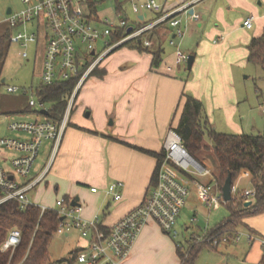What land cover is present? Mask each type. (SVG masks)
<instances>
[{
    "label": "crops",
    "instance_id": "obj_1",
    "mask_svg": "<svg viewBox=\"0 0 264 264\" xmlns=\"http://www.w3.org/2000/svg\"><path fill=\"white\" fill-rule=\"evenodd\" d=\"M191 1L181 0L166 9L182 7ZM194 12L200 16V21H194L190 14L180 16L185 33L183 38H177L175 30L167 25L150 34L160 38L163 49L162 63L158 68L153 67L154 56L151 53L131 46L115 49L107 55L128 49L121 55L119 53L104 69L106 75L100 78L103 82L91 93L93 101L84 99L80 113L73 122L70 120L57 157L41 185L45 184V190H48L49 183H52L49 191L61 192L72 202L78 199L84 219L98 217L104 227L110 228L144 203L152 187L157 159L127 144L162 152L168 130L180 122L183 93H189L203 103L208 121L218 133L229 134L221 132L222 129L234 127L235 135L246 134L242 128V120L247 116L242 113L244 95L239 74L253 66L248 62V46L252 39L264 32V0H200L194 6ZM250 17L254 18L253 26L247 29L244 22ZM5 25L0 37L10 30L8 18ZM167 39L174 40L175 45L171 46L169 42L165 48ZM152 42L150 49L158 48L155 40ZM42 43L36 46L38 50L42 49L44 61L46 43ZM178 50L195 57L190 75H186L188 66L177 63ZM83 86L77 94L74 109ZM261 109L264 113L263 105ZM83 115L92 121L84 120ZM206 144L211 145L207 141ZM202 161L211 169L213 176L219 174L212 151L203 153ZM46 163L35 170L34 176ZM50 174L53 176L48 179ZM251 178L248 171H243L234 187L237 191L252 189ZM200 182L210 183L211 178L205 177ZM114 183L124 185L118 189L123 195L119 202H115L108 193L109 186ZM93 188L97 189L96 193L91 191ZM191 188L194 193H190L181 215L189 209L193 217L184 222L180 215L178 220V230L181 219L186 232L199 221L198 217L209 221L211 212L222 206L208 209L199 199L196 185L192 182ZM193 218L197 219L195 223L191 221ZM256 220L263 224L264 214L245 222ZM247 226L257 237L264 239V225L254 223ZM72 232L57 238H62V244H70ZM196 232L190 236L198 235ZM79 238L70 253L55 263L78 264L74 253L89 243L81 235ZM250 247L257 253L263 251L259 241ZM259 261L264 263V256ZM125 264H180L177 243L158 224L151 222L141 232Z\"/></svg>",
    "mask_w": 264,
    "mask_h": 264
},
{
    "label": "built area",
    "instance_id": "obj_2",
    "mask_svg": "<svg viewBox=\"0 0 264 264\" xmlns=\"http://www.w3.org/2000/svg\"><path fill=\"white\" fill-rule=\"evenodd\" d=\"M118 1L131 5L132 12L138 17L131 22L133 24L124 18L121 11L117 12V20L101 17L91 19V4L98 3L99 0H22L25 8L20 12H13L8 18L11 31L21 26L34 23L37 25L36 31L32 33H12L11 44L26 48L31 44L38 46L40 42L46 43L41 86L49 87L73 79H76L77 83L60 121L45 117L41 113L42 110H46L45 106L40 101L38 104L30 99V109L39 106L40 114L45 118L30 121L11 120L8 123V130L17 133L18 136L0 138V206L16 202L22 211L34 206L41 210V216L48 210L55 211L59 217L56 236L78 231L82 238L89 240L88 245L77 256L78 264H125L141 232L151 222L158 224L163 232L174 240L179 239L178 220L191 193L190 182L196 185L198 197L208 209H215L225 203L211 169L188 152L181 136L174 128L167 132L164 143L165 157L158 168L156 183L151 187L144 203L113 225L109 233L102 229L103 225L98 217L93 220L84 219L81 215L82 206H72V201L65 197L57 199L54 208L36 205L29 200V194L44 182L57 157L70 124L78 92L107 55L128 42H139L146 48L152 47L153 42L145 36L163 25L173 28L177 38H183L185 33L181 15L190 14L194 21H200V16L194 12V6L200 0H193L171 10H167L166 6H162L156 0ZM149 12L155 15L151 21L147 17ZM253 19L248 18L244 22V27L252 29ZM129 28H132L131 33L127 32ZM122 29L126 31V36L114 44L105 41L107 49L97 55L96 44L111 39L112 35ZM170 45L174 46L175 41L171 40ZM176 55L177 63L187 67L190 55L181 50H178ZM22 56L27 58L28 53L24 51ZM20 90L17 87L7 88L11 94H16ZM27 93L28 90L24 89L23 94ZM45 142L51 144L48 162L30 179L40 149ZM17 176L23 181H17ZM205 177H210L211 182L201 183L200 180ZM123 187V183L109 186L108 193L115 202L122 200L123 195L118 189ZM91 191L96 193L97 189L93 188ZM236 191L234 187L233 192ZM241 198L244 204L252 202L253 205L255 190H244ZM191 221L195 223L197 219L193 218ZM240 240L238 233L234 236L221 237L206 231L202 236L191 237L186 246L177 242V248L187 250L188 244H193L194 241L195 244L219 249ZM247 240L250 245L259 241L264 252V239L249 233ZM21 243L22 232L13 229L1 247V252L15 251Z\"/></svg>",
    "mask_w": 264,
    "mask_h": 264
},
{
    "label": "trees",
    "instance_id": "obj_3",
    "mask_svg": "<svg viewBox=\"0 0 264 264\" xmlns=\"http://www.w3.org/2000/svg\"><path fill=\"white\" fill-rule=\"evenodd\" d=\"M116 1L118 3V11L123 13L122 5L124 4L119 3L118 0ZM96 7L97 3L91 4V19L99 18ZM12 33L9 30L0 37V61L5 59L7 50L11 45L10 38ZM125 36L126 31L124 29L118 31L112 35L110 44L118 42ZM150 40L155 39L150 36ZM155 42L158 44L156 49L146 48L139 42H128L117 49L131 46L141 51L149 52L154 56L153 67L158 68L162 63L163 49L161 48L160 38H157ZM248 51V62L264 69V32L260 37L252 39L248 46ZM99 68L100 65L93 71L91 76L96 75L98 78H103L106 75V71ZM76 83L77 80L73 79L49 87L40 86L36 90L39 101L44 106L46 104L51 105L47 118L53 121L62 119ZM182 99L184 100V106L180 122L177 127L172 128L181 136L184 147L196 160L203 162V153L207 151L213 152L219 171V174L214 177L221 191L229 173L232 174L233 188L243 171H248L252 176L251 185L252 189L255 190L254 204L250 207H245L241 198L243 191L233 192V199L228 203H224L229 210L228 217L218 224L212 233L221 237L225 235L234 236L238 233L240 226L244 225L250 233L254 234L245 221L264 214V132L237 135L218 133L209 123L204 105L200 100L186 92L183 93ZM28 109H30L29 106ZM206 138L211 141V145L206 144ZM127 146L157 159V168L151 182V186H153L156 183L158 168L165 157L164 150L156 153L134 145L127 144ZM65 198L71 201L69 197ZM58 225L59 217L53 210H48L41 216V210L34 206L22 211L16 202L1 205L0 264H54L51 256V246L55 239ZM111 228L102 226L106 233H109ZM13 229H19L22 232V243L15 251L9 250L3 253L1 252V247ZM204 248H210L216 252L219 250L203 244H188L187 250L177 248L180 264H195ZM79 252L74 253L76 260Z\"/></svg>",
    "mask_w": 264,
    "mask_h": 264
},
{
    "label": "rangeland",
    "instance_id": "obj_4",
    "mask_svg": "<svg viewBox=\"0 0 264 264\" xmlns=\"http://www.w3.org/2000/svg\"><path fill=\"white\" fill-rule=\"evenodd\" d=\"M146 1V0H142ZM162 6L169 7L178 3L181 0H156ZM122 3V1H119ZM124 17L130 21H135L137 15L132 12V7L129 4L122 3ZM25 8L22 0H0V32L5 28L6 19L9 18L8 10L12 9L14 12H20ZM97 15L102 19H115L117 20L118 12V3L116 0H99L96 7ZM145 13V11H143ZM155 18L153 13H148V20L151 21ZM168 26V25H167ZM166 26V27H167ZM169 28V27H168ZM36 31V23L27 26H21L17 30H14L13 33L17 34L19 32L32 33ZM150 34H147L145 38H150ZM153 38H157L153 34ZM105 41L111 43L110 39L99 41L96 44L97 55L104 53L107 49L105 46ZM170 40L167 39L164 43V47L167 48ZM43 44V43H42ZM127 48H123L119 51L114 52L109 57H106L100 65L101 70L109 67V64L123 51ZM26 51L28 53V58H24L22 53ZM128 51V49L126 50ZM43 51L40 48L37 49L36 45H29L24 48L18 44H11L7 50L5 59L0 61V138L7 137H17V133L10 132L8 130V123L11 120H21V121H30L45 118L40 114L41 108L36 106L34 108L28 109L29 100H34L39 104V98L36 94V90L42 85V67H43ZM239 80L241 84V90L244 95V101L242 103V113L243 116H247L246 120H242V128L246 134H258L264 132V113L262 112V105L264 106V69L257 66H249L244 71L240 72ZM190 75V71H186V75ZM103 81L98 78L96 75L89 77L85 85L83 86L81 93L78 97L76 107L74 112L71 114V120L73 122L75 116L80 113L81 108L84 106V99H87L89 102L93 101L94 96H91V93L94 89L99 86ZM8 87H17L21 89L16 94H11L7 91ZM28 90L27 95L23 94V90ZM28 109V110H27ZM46 110L51 109L50 104H46ZM18 112V113H17ZM21 112V113H19ZM84 120L87 119L85 115L82 116ZM108 124H111V120L108 121ZM225 133H233L236 131L234 127H225L222 129ZM234 134V133H233ZM206 141L211 143L208 138ZM51 145L49 142H45L41 149L39 157L34 165V171L30 177L33 178L35 170L48 162L49 152ZM11 155V153H9ZM204 163V162H203ZM206 164V163H205ZM207 165V164H206ZM208 166V165H207ZM53 175L50 174L48 179H51ZM17 181L22 182L19 176H17ZM52 183H49L48 190H45V184L39 186L36 190L32 191L29 194V200L36 205H45L49 208L55 206V202L59 198L65 197L63 193H57L55 191H49L51 189ZM193 188V187H192ZM191 188V193L194 191ZM188 202V200H187ZM192 211L185 209L181 215V219L188 220L192 216ZM229 215V210L225 205H222L219 210H214L211 212V217L209 221L203 220V218L198 217L199 221L195 224H192L190 231H185L181 225V219L179 221V230L180 237L177 240H173L177 243L180 242L187 245L190 236L193 232L198 233L195 236H202L206 231H211L216 228L225 218ZM255 225H264L256 221H248L249 226ZM249 230L246 226H240L238 234L241 237L240 242L224 245L219 248L216 252L210 248H204L199 254L195 264H259V260H263L264 253L259 249L256 252L253 248L250 247V244L247 240ZM79 233L73 231L71 236V243L62 244V238L55 237L52 246H51V256L52 261L55 263L60 259L64 258L70 251L76 246V243L79 241ZM195 244L194 241H192ZM81 244H83L81 242ZM192 245V244H191ZM251 252V253H250ZM253 252V253H252ZM58 264V263H55Z\"/></svg>",
    "mask_w": 264,
    "mask_h": 264
},
{
    "label": "water",
    "instance_id": "obj_5",
    "mask_svg": "<svg viewBox=\"0 0 264 264\" xmlns=\"http://www.w3.org/2000/svg\"><path fill=\"white\" fill-rule=\"evenodd\" d=\"M12 13V9L8 10V15H10ZM191 13H193V11H191ZM132 28L128 29V33H131ZM195 61V57L194 56H189V60H188V70L190 71L193 67ZM41 113L43 115L48 116L49 113L47 110H42ZM222 194H223V198H224V202L228 203L233 199V181H232V174L229 173L223 187H222ZM78 199H76L75 201L72 202V206H78L77 203ZM245 207H250L252 206V202H247L244 204Z\"/></svg>",
    "mask_w": 264,
    "mask_h": 264
}]
</instances>
